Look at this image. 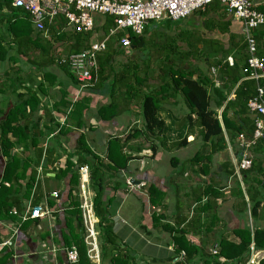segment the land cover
Listing matches in <instances>:
<instances>
[{
	"label": "crops",
	"instance_id": "crops-1",
	"mask_svg": "<svg viewBox=\"0 0 264 264\" xmlns=\"http://www.w3.org/2000/svg\"><path fill=\"white\" fill-rule=\"evenodd\" d=\"M252 1L257 6H264V0ZM101 16L102 19L94 17L95 30L93 33H87L90 38L88 42L81 41L78 46L80 49L86 48L89 42L100 39L107 33L104 32L106 15ZM151 23L157 24V27L150 29ZM57 25L58 29L48 26L46 34L34 30L42 40H53V49L50 52L53 53L54 60L48 58L41 50H35L15 53L17 57L13 63L5 61L3 65L0 64V103L4 99L10 106L13 103L14 96L11 88L7 89V85L14 79L17 80L13 86L16 93L22 94L28 88L35 91L41 113L47 109L53 117V122L58 123L64 116L67 120L70 112L75 117L80 116V125H76V121L73 122L71 119L69 131L63 137L61 147L67 153L74 152L77 139L81 135L85 136L92 151L104 159L110 137H118L124 143L123 151L129 156L127 168L119 171L120 188L113 190L111 186L108 187L107 195H113L115 199L110 206V215L114 222L116 241L132 256L134 263L178 264V261L182 260V255L169 260L175 248L172 244L173 235L169 234L167 228L160 226V223L168 222L181 228L186 226L187 239L201 249V254H209L212 249L215 251L220 236L234 238L232 231L239 227L246 225L254 230L264 226V202H260L255 218H251L252 202L259 199L262 201L264 194L257 183L251 181L255 179L254 176L242 180L240 170H237V164L244 154L251 160L258 161L261 168H264V142L258 146L251 142L252 139H244L243 135L242 139L238 135L229 142L225 133L220 148L217 144L214 145V142L203 140L196 123H187L185 117L188 114V104L183 92L171 85L172 73L178 67L185 68L183 71L186 73L194 72L193 79L214 76L216 68L209 69L205 62L211 59L219 66L228 58H232L227 51L234 50V44L238 42L237 37L243 40V26L240 20L227 14L222 6L219 9L206 7L179 20H152L148 22L141 36L142 44L137 47L131 44L128 49H124L121 65L116 67L115 73L121 71L122 67L128 68L127 63L136 61L137 67L130 69V72L135 71L141 78L152 79L150 85L158 101V115L164 120L162 134L155 136L149 133L152 142L144 137L139 101L140 92L150 89V86H138L137 82L135 84L132 80L127 88L121 86L113 90L111 87L113 71L109 70L106 73H109L107 80L101 78L93 87L79 92L76 80L71 76L67 65L63 64L68 55L74 53L70 51L76 45V33L70 29H63L64 25L60 20L57 21ZM162 30L165 34L161 32ZM262 30L264 27L256 29L254 34L258 45L257 51L264 57ZM31 35L34 37L36 34ZM233 35L235 37L232 38ZM0 37L9 39L2 32ZM166 39L169 42H165ZM166 55L172 57V64L161 63V57ZM235 55L238 56L237 52ZM146 56L156 59L150 65L147 64V60L144 61ZM186 63L188 66H182ZM124 69L122 71L128 73V69ZM5 72L10 73L8 77ZM247 78L244 75L231 87L226 100L235 98V89ZM260 78H264V75ZM221 84L220 79H214L215 88L218 89ZM223 90L225 92L224 88ZM208 91L212 92V89L208 88ZM217 100L216 96L212 97L213 108L214 101ZM111 101L115 107L113 105L109 112L114 113V116L106 120L100 119L99 108ZM225 102L217 108L219 119ZM250 113L254 118L257 116ZM191 118L194 120L195 115L191 114ZM46 133L40 144L43 148L42 157L39 164L34 167L37 171L38 166L42 165V171L45 170L46 174L44 176L42 173L38 178L36 175L37 185L32 195L27 198L22 196V192L15 195L22 200L23 214L30 211L32 205L34 208L41 207L43 214L37 219H28L25 223H22L20 216L15 219L0 217V242L8 239L12 241L10 247L0 251V264H68L64 242V234L68 233L64 219L67 211L68 178L61 180L55 177L54 169L57 167L55 163L52 166L46 165L44 151L47 146L54 143L51 134L55 135ZM183 139L186 143L177 146ZM14 151L22 154V157L30 153L24 151L22 147H16ZM5 162L6 158L0 151V180ZM64 163L63 154L58 164L64 166ZM29 172L30 170L27 174ZM236 183L242 191L246 206H243V198L236 194ZM150 185L160 192L153 193V203L150 202L148 193ZM207 185L209 188L213 187L217 194L214 207L210 211L205 207L209 194ZM53 191L58 193V198L53 197ZM82 193L88 195L93 202L94 192L90 186V177L88 182L81 183L79 176L77 196L80 204ZM49 201L52 205H49ZM12 210L16 209L13 207ZM212 213L217 215L219 220L213 231L208 232L204 223H207ZM154 216L159 219L154 220ZM191 218L194 219L193 223L190 222ZM94 219L98 257L95 258L93 245L88 244L90 238H87L88 231L85 222L82 221L87 254L94 264H108L101 259L100 242L95 226L96 216ZM15 230L16 234L13 233ZM200 256H194L195 264H203Z\"/></svg>",
	"mask_w": 264,
	"mask_h": 264
},
{
	"label": "trees",
	"instance_id": "trees-1",
	"mask_svg": "<svg viewBox=\"0 0 264 264\" xmlns=\"http://www.w3.org/2000/svg\"><path fill=\"white\" fill-rule=\"evenodd\" d=\"M12 2L13 0H0V32H2L5 37L9 38L5 39L4 37H0V61H9L13 63L17 57L15 53H28V51L32 52L35 50H41L48 58L54 60L53 53L50 52V50L53 49V40H42L34 31V28L32 29L28 13L22 8L14 7ZM211 6L217 9L221 7L218 1H213L206 7ZM257 9L264 13V6L259 5ZM112 23V18L106 16L104 32L108 31ZM263 31L264 30H262V32ZM34 33L36 35L32 37L31 34ZM83 34L84 33H76V45L71 48L70 52H77L76 50L80 49L78 46L81 44V41L86 40V42H88L90 33L88 35ZM141 36L142 35H133L130 33L129 37L131 44L135 47L142 44ZM231 37L233 38L235 35ZM237 38L238 42L234 44L235 48L233 51L237 52L238 56H236L235 52L232 50L227 51L232 55L231 57L234 58L231 64L228 60L220 63L219 66H217L218 63H215V61L211 59H207L208 61L205 62V66L207 65L209 69L211 67L216 68V74L214 76L211 75L209 77L204 76L202 79H193L192 74L194 72L186 73L183 71L185 68L182 67H178L176 71L172 73L171 85L174 87L176 86V89L178 87L183 92L184 99L188 104V114L185 117L187 123L192 124L195 122L201 130L200 132L203 140L211 141V143L214 142V145L217 144L219 148L222 147L221 144L224 142L225 134L228 136L229 142H231L232 138L240 134L243 135L246 140L253 138L255 118L251 116L249 111L248 100L257 94L258 87H261L264 92V78H247L241 81L235 89V98L233 100H226L227 93L231 87L246 75V73L243 72L244 68L247 67L248 57L245 41L244 39L242 40L241 37ZM123 51L124 48L113 43V41L108 43L106 51H104L102 55H99L97 59L99 67L97 83L101 81V78H103L102 80H107V75H109V73H106L111 70L113 71V79L111 80V87L113 90H117L121 86L127 88L132 80L134 83L137 82V84H135L138 86H150V89H147L148 91L146 93L142 95L139 94V101L140 110L142 108L144 137L147 141L152 142L149 136L162 134L161 129L164 127V120L158 115L157 98L151 89L150 84L152 79L149 77L141 78L135 71L130 72V69H135L137 67V65H135L136 61L127 63L129 67H125V69H128V73L122 71L124 67H122L121 71L115 73L116 67L120 66L116 64V59L124 55ZM257 54L261 56L259 51ZM161 58L162 64H172V60L168 59V57ZM155 59L154 57L146 56L144 61L147 60V64L151 65ZM31 63L34 62L31 61ZM63 64L64 66L67 65L69 69L67 59H65ZM184 65L188 66V63L182 66ZM69 72L71 73L70 69ZM9 74V72H5L6 77H8ZM71 76L73 77L72 73ZM215 78L222 81L218 89L214 87ZM16 82L17 80L15 81L13 79L10 81V84L7 85V89L11 88V93L14 96V101L11 106L6 99L0 103V151L2 156L6 158L0 180V217L15 219L18 216L21 217L23 214L21 212L23 210L22 200L15 195L22 192V196L27 198L30 194L32 195L33 190L35 191L34 188L37 184L35 185L36 168L34 167L39 164L42 157L43 148L40 145L42 138L45 132L49 134L57 130V133L53 135L54 143L45 148L44 158L46 165L52 166L53 163L57 165L54 169L56 178L61 180L68 178L67 211L64 218L68 233L64 234V242L66 248L74 245L78 251L77 262H68V264H94L90 261L87 254V245L84 241L85 228L82 223L80 200L77 196L79 182L78 168L82 165H88L89 167L90 186L94 192L92 204L94 214L97 218L95 226L98 231L102 261L104 259L108 264H136L132 256L125 251L124 247L118 245L116 241L117 236L113 230L114 222L110 215V206L115 199L113 195H107L108 187L111 186L113 190L120 188L121 181L118 178L119 171L127 168L126 163L129 160V156L123 151L124 143H122L118 137H110L106 146V161L92 151L86 142L85 136L81 135L77 139V146L74 152L67 153L61 147L63 137L69 131L71 119L72 121H76V125H80V116L78 115L76 118L72 115V112H70L68 119L65 120L63 124L55 121L53 122V117L50 116L47 109H44L41 113L39 99L35 91L28 88V90L22 94L16 93L13 87ZM208 88H211L212 92H209ZM135 96L138 95L135 94ZM213 96H216L218 99L214 101V108L211 105ZM224 101L226 102L220 114L221 119H219L217 108H219ZM113 105L115 107V104L111 101L109 104L101 106L98 110L99 118L103 120L112 118L114 113L109 112V110ZM107 113L109 114L107 115ZM191 114L195 115L194 120H192ZM155 129L158 131H155ZM253 142L258 146L259 144H263L264 131L263 136ZM185 143V139H183L177 146H181ZM16 147H22L24 151L30 153L28 156L22 157V154L20 155L17 151H14ZM63 154L65 155V163L64 166H61L58 164V161ZM249 159L251 160V158ZM260 168L261 166L258 161L255 162L251 160L250 167L246 170H240L239 173L242 180L243 178L246 180L254 176L255 179L251 181L257 183L259 186L258 188H260L264 194V168ZM28 170H30V172L27 174ZM43 174L45 176V170ZM5 183L9 185L6 186ZM236 185V194L238 197L240 196L243 198V206H246L242 191L237 183ZM208 186L209 185H207L209 194L205 207L206 210L210 211L214 207L217 194L216 191L213 190V187L212 189ZM148 193L150 202L153 203V193L159 194L160 192L150 185ZM260 202H264V198H262V201L259 199L258 201L252 202L251 218H255ZM49 205H52L51 201H49ZM13 207L16 209L15 213L12 212ZM32 207H34V205H32ZM193 218L190 220L191 223L194 221ZM28 219H31V217L29 216L25 221H22V223H25ZM153 219L157 220L159 218L154 216ZM218 220V216L213 213L208 217L207 223H204L208 232L213 231ZM160 226L167 228L169 234L173 235L172 244L175 245V248L169 260L172 258H179V256L182 255L183 258L181 261H178V264H195L193 260L195 255H201L200 257L203 264H245L250 257V246L252 244L256 251H264V226L252 230L249 226L245 225L244 227H239L232 231V236L234 238L220 236L214 248L216 252L212 254L210 253L213 249L209 254H201V249L187 239L186 234L188 231L186 226L181 228L179 226H173L168 222L160 223ZM259 264H264V257L259 260Z\"/></svg>",
	"mask_w": 264,
	"mask_h": 264
},
{
	"label": "built area",
	"instance_id": "built-area-1",
	"mask_svg": "<svg viewBox=\"0 0 264 264\" xmlns=\"http://www.w3.org/2000/svg\"><path fill=\"white\" fill-rule=\"evenodd\" d=\"M213 1H218L225 12L234 19L240 20L243 26V39L247 52V67L243 72L246 77L258 79L264 75V58L257 54V42L254 31L264 27V13L257 9V4L252 0H13L14 7L22 8L28 13L35 31L46 34L48 26L58 29L57 21L63 22V29H70L75 33H93L95 30L94 14L110 16L112 26L100 39L89 43L86 48L71 53L67 57L69 69L78 84L79 92L93 87L98 81V56L106 51L108 43H113L128 49L131 46L129 34L142 35L146 25L152 20H179L193 12L201 11ZM232 63V58H228ZM263 89L257 88V94L248 100L249 111L255 117V130L252 141L263 135L264 131V97ZM66 120L64 116L59 123ZM57 132V131H56ZM55 134V133H54ZM53 136V134H51ZM242 139V135H239ZM251 160L244 154L237 164V170H246L250 167ZM39 165L36 171L37 178L42 171ZM82 181L88 182L89 167L82 165L78 168ZM6 184V183H5ZM8 185V184H6ZM82 185V184H81ZM83 187V186H82ZM54 198L58 193L53 191ZM80 209L82 219L88 231V244L95 249V258L98 257L95 243V215L93 204L88 195L82 193ZM13 213L16 210H12ZM43 214L41 207H32L30 211L21 215V221L29 216L38 218ZM17 230L13 233L16 234ZM92 238V241H91ZM12 245L11 239L0 242V251ZM215 253L214 250H212ZM250 258L247 264H254L253 255L264 257V251H256L253 244L250 246ZM66 259L69 263L78 260L77 248L73 245L65 249Z\"/></svg>",
	"mask_w": 264,
	"mask_h": 264
},
{
	"label": "rangeland",
	"instance_id": "rangeland-1",
	"mask_svg": "<svg viewBox=\"0 0 264 264\" xmlns=\"http://www.w3.org/2000/svg\"><path fill=\"white\" fill-rule=\"evenodd\" d=\"M97 15H99V14H94V17H95L96 19H98V18H99V19H102V18H103L101 15H99V16H97ZM156 27H157V24H152V23L150 24V29H153V28H156ZM158 30H159V29H158ZM161 32L164 33V30H162ZM164 34H165V33H164ZM159 37H161V36H159ZM165 42H169V40L166 39ZM162 52L165 53L164 50H163ZM166 56L168 57V59H171V60H172V57H171V56H170V57H169L168 55H166ZM166 56H164V57H166ZM116 61H117L116 64H117L118 66L121 65V62H120V61H121V57H118V58L116 59ZM0 62H2V61H0ZM0 64L3 65V62L0 63ZM149 81H150V80H149ZM151 82H152V80H151ZM147 91H148V90L141 91V92H140V95L146 93ZM141 110H142V108H141ZM141 115H142V113H141ZM212 253H213V252H211L210 254H212ZM259 256H260V255L257 256V254H256V255H253L254 264H258V261H257V260H258ZM247 262H248V261H247ZM247 262H246L245 264H247Z\"/></svg>",
	"mask_w": 264,
	"mask_h": 264
},
{
	"label": "water",
	"instance_id": "water-1",
	"mask_svg": "<svg viewBox=\"0 0 264 264\" xmlns=\"http://www.w3.org/2000/svg\"><path fill=\"white\" fill-rule=\"evenodd\" d=\"M130 182H131V183H133V181H132V180H131ZM137 182H138V181H137Z\"/></svg>",
	"mask_w": 264,
	"mask_h": 264
}]
</instances>
